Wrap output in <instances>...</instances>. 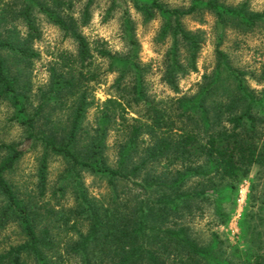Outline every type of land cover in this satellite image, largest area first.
Wrapping results in <instances>:
<instances>
[{
    "label": "trees",
    "instance_id": "1",
    "mask_svg": "<svg viewBox=\"0 0 264 264\" xmlns=\"http://www.w3.org/2000/svg\"><path fill=\"white\" fill-rule=\"evenodd\" d=\"M127 1L143 19L159 18L158 38L169 40L161 80L173 90L179 76L196 69L203 39L202 31L187 29L182 18L205 12L213 17L214 64L193 93L163 98L148 93ZM92 2L84 0L74 14L72 0H0V101L10 108L7 120L21 128L18 138L0 139V229L14 223L20 235L15 242L0 240V264H264L258 244H229L227 250L225 237L215 230L200 243L175 221L195 197H213L214 212L225 222L229 215L219 202L234 200L236 184L252 165L264 172V85L251 87L252 71L233 65L219 47L226 28L264 33V4L252 10L246 0L234 5L189 0L184 7L111 0L107 10L121 7L125 43L112 51L81 32ZM41 16L72 40L74 50L57 52L48 82L33 100L20 80L23 67L38 56L33 43ZM104 72H114L113 90L99 100L93 90ZM258 78L264 79V68ZM110 132L113 162L106 155ZM34 146L40 148L37 191L23 194L6 174ZM52 156L62 164L52 192L61 196L69 188L71 205L55 206L41 197ZM83 172L103 179L106 191L89 194ZM191 179L198 186L185 188ZM127 180L140 193L123 194L118 186ZM252 231L250 224L243 230L249 236Z\"/></svg>",
    "mask_w": 264,
    "mask_h": 264
},
{
    "label": "rangeland",
    "instance_id": "2",
    "mask_svg": "<svg viewBox=\"0 0 264 264\" xmlns=\"http://www.w3.org/2000/svg\"><path fill=\"white\" fill-rule=\"evenodd\" d=\"M189 0H162L169 6L184 7ZM225 4L234 5L242 0H222ZM252 10H262L264 0H246ZM73 12L78 11L84 0H72ZM111 0H93L90 10L89 20L81 26V32L88 40L100 39L112 51L124 48L125 43L122 37L121 27V7L119 5L107 10ZM127 14L129 15L134 37L138 48V58L146 67L145 78L147 80V91L154 98H163L182 93H193L196 90L197 82L202 79V75L211 70L214 64V42L216 33L214 31L213 17L208 13L202 15H186L182 22L187 29H200L203 39L200 43L196 55V69L188 71L177 78V89H171L161 80V68L163 53L168 46V38H158L157 32L160 25L158 17L148 20L143 19L130 4L126 2ZM39 37L33 43L38 56L35 57L28 66L23 67L21 75V85L34 100L39 89L45 88L49 78V66L54 62L59 50H74V43L68 37L62 36L60 30L43 16L38 18ZM219 47L225 51L233 65L251 70L253 77H248V83L256 89L264 85V79H259V72L264 68V33L258 29L242 33L229 28L225 29ZM98 60V59H96ZM104 67V61L99 62V68ZM114 72H104L101 80L95 84L93 90L94 98L99 100L112 93L110 83L114 77ZM258 80V81H257ZM10 108L0 101V139H16L21 133V128L8 121L7 117ZM93 108L87 110V118L92 117ZM114 134L110 132L106 140V155L110 162L114 160ZM39 146H34L25 151L17 160L13 168L6 174L7 178L22 192L35 195L36 188V165L39 156ZM2 151H0L1 155ZM62 167L60 158L51 157L48 164V180L42 198L48 199L49 203L57 206L73 204V196L70 189H66L62 195L59 192L53 193L52 190L59 180V171ZM256 165H252L246 177L236 184V191L231 195V199L219 202L221 208L229 215L225 222H219V216L214 212L215 200H201L195 197L189 201V206L182 208L180 217H175L177 223H183L188 227V233L200 243H205L212 230H215L221 238L225 237L227 243L238 244L243 248L246 245H256L261 247L264 252V172L257 171ZM82 183L91 195L99 196L106 191L107 187L103 179L88 172H83ZM217 183L221 180L215 179ZM197 180L191 179L184 184L185 188L195 187ZM222 185V184H221ZM198 186V184H197ZM221 186L218 185L217 188ZM123 190V194L134 195L140 193L138 186L131 180L123 181L118 186ZM126 191V192H125ZM215 199V200H214ZM56 201H58L56 203ZM218 201V200H217ZM253 226L251 236L247 230V225ZM71 234V233H70ZM18 227L14 223L8 224L0 229V240L3 243L15 242L20 239ZM62 243H60V248ZM69 264V263H68ZM77 264V263H73Z\"/></svg>",
    "mask_w": 264,
    "mask_h": 264
}]
</instances>
